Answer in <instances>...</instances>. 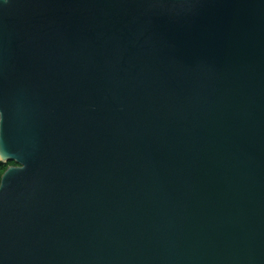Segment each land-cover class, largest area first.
Returning a JSON list of instances; mask_svg holds the SVG:
<instances>
[{
	"label": "water",
	"instance_id": "obj_1",
	"mask_svg": "<svg viewBox=\"0 0 264 264\" xmlns=\"http://www.w3.org/2000/svg\"><path fill=\"white\" fill-rule=\"evenodd\" d=\"M0 264H264V0H0Z\"/></svg>",
	"mask_w": 264,
	"mask_h": 264
},
{
	"label": "trees",
	"instance_id": "obj_2",
	"mask_svg": "<svg viewBox=\"0 0 264 264\" xmlns=\"http://www.w3.org/2000/svg\"><path fill=\"white\" fill-rule=\"evenodd\" d=\"M9 166H16V164L14 162H8L7 164H3L0 162V181H1L2 175L4 174V172L7 170Z\"/></svg>",
	"mask_w": 264,
	"mask_h": 264
},
{
	"label": "flooded vegetation",
	"instance_id": "obj_3",
	"mask_svg": "<svg viewBox=\"0 0 264 264\" xmlns=\"http://www.w3.org/2000/svg\"><path fill=\"white\" fill-rule=\"evenodd\" d=\"M7 164V163H6ZM10 167V166H9Z\"/></svg>",
	"mask_w": 264,
	"mask_h": 264
}]
</instances>
